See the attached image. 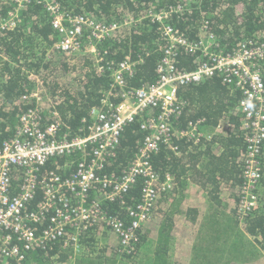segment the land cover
Here are the masks:
<instances>
[{"label":"trees","instance_id":"trees-1","mask_svg":"<svg viewBox=\"0 0 264 264\" xmlns=\"http://www.w3.org/2000/svg\"><path fill=\"white\" fill-rule=\"evenodd\" d=\"M58 1L70 15H86L120 25L112 36L98 43L97 49L107 65H117L127 55L143 59L127 77L130 87L151 85L158 79L156 67L167 41L161 24L144 17L151 11L175 8L168 24L189 41H199L206 33H212L218 49L225 53L235 52L244 41L264 42V0ZM15 8L14 0H0V148L16 134L19 116L38 103L23 96L39 87L43 89L39 105L45 124L52 120L46 114L56 108L70 125V135L84 134L83 120L89 119L93 108H106L102 100L113 82L110 73L98 71L95 56L89 51L67 54L57 49L59 35L36 0L19 10L20 21L14 29H2V22L10 18L9 12ZM132 18L136 20L133 25L125 24ZM197 58L195 53L179 50V69H194ZM31 72L39 76L40 82L29 77ZM179 93L184 106L173 117V124L184 127L192 120L204 118V129L212 135L199 145L175 138L180 153L163 144L151 154L154 169L161 177L170 174L174 181L170 190L159 192L148 222L135 229L134 247H126L121 237L108 228L99 235L96 224L82 235L79 252L64 245L68 238L65 235L45 249H32L27 264H264V178L254 189L257 208L243 219L240 211L246 148L242 115L237 111L242 93L226 84L220 74L180 86ZM224 117L230 119L231 126L217 129ZM142 120L137 117L125 127L101 173L118 176L136 159L148 134L141 128ZM80 159V152L52 156L40 167L38 175L43 178L56 171L67 178ZM19 170L12 173L14 191L22 183ZM142 182L139 177L122 199L114 201H105L93 191L87 205L96 198L104 213L130 224L128 207L137 209ZM42 197L38 188L30 208H35ZM0 264H15L4 260L1 246Z\"/></svg>","mask_w":264,"mask_h":264},{"label":"built area","instance_id":"built-area-1","mask_svg":"<svg viewBox=\"0 0 264 264\" xmlns=\"http://www.w3.org/2000/svg\"><path fill=\"white\" fill-rule=\"evenodd\" d=\"M32 0H14L16 8L10 18L2 22V29H14L20 21L19 10ZM51 18L54 31L59 35L55 47L67 54L93 53L97 69L110 73L112 84L103 98L105 109L93 108L89 119H84V134L70 135V125L62 120L59 111L52 108L45 124L39 105L42 88L24 95V99L37 100L35 107L28 108L19 116L16 134L5 140L0 148V246L4 259L15 264H27L32 249H45L67 235L65 246L76 252L82 248V235L90 227L99 224V235L108 228L121 237L126 247L133 248L137 239L133 234L142 223L148 222L159 192L172 188L174 178L164 177L154 169L151 154L165 145L175 153L180 149L175 138L199 145L210 140V131L204 129V118L192 120L184 127H176L173 117L182 112L184 100L180 86L197 84L220 74L223 81L242 93L237 111L242 115L246 148L242 159L243 184L240 201L241 218L257 208V183L264 178V42L253 44L244 41L235 52H222L212 33H206L199 41H189L179 29L167 23L175 8L151 11L144 17L158 22L167 41L157 64L158 79L151 85L128 86L127 77L134 73L137 63L127 55L117 65H107L98 43L112 36L120 28L117 22L99 21L86 15H70L63 11L58 0H36ZM142 17V18H144ZM141 18V19H142ZM140 19V20H141ZM130 19L125 24H132ZM207 28V27H203ZM216 46V47H215ZM85 49V50H84ZM198 55L194 69H179V50ZM30 78L39 76L35 72ZM142 117L141 128L148 132L143 138L137 157L128 168L116 175L101 173L107 160L114 154L125 127ZM231 126L224 117L217 129ZM81 153V159L71 176L64 178L51 171L40 178L38 170L52 156ZM20 169L22 183L14 191L12 173ZM141 177L143 188L137 209L128 207L132 217L130 224L123 219L107 215L101 201L122 199L130 187ZM42 200L33 209L30 202L37 189ZM73 228L74 230H69ZM68 233V234H67Z\"/></svg>","mask_w":264,"mask_h":264},{"label":"bare ground","instance_id":"bare-ground-1","mask_svg":"<svg viewBox=\"0 0 264 264\" xmlns=\"http://www.w3.org/2000/svg\"><path fill=\"white\" fill-rule=\"evenodd\" d=\"M242 199H243V195H242ZM241 204H242V200H241ZM242 207H243V212H244L245 208H244L243 204H242Z\"/></svg>","mask_w":264,"mask_h":264},{"label":"rangeland","instance_id":"rangeland-1","mask_svg":"<svg viewBox=\"0 0 264 264\" xmlns=\"http://www.w3.org/2000/svg\"><path fill=\"white\" fill-rule=\"evenodd\" d=\"M110 232V231H109ZM111 236V235H110ZM5 260V259H4Z\"/></svg>","mask_w":264,"mask_h":264},{"label":"water","instance_id":"water-1","mask_svg":"<svg viewBox=\"0 0 264 264\" xmlns=\"http://www.w3.org/2000/svg\"><path fill=\"white\" fill-rule=\"evenodd\" d=\"M76 166H77V164H76Z\"/></svg>","mask_w":264,"mask_h":264}]
</instances>
